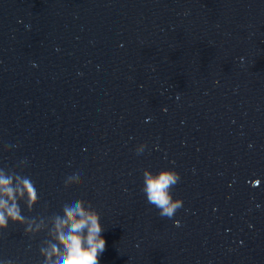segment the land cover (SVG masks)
I'll use <instances>...</instances> for the list:
<instances>
[{"label": "water", "instance_id": "95a60500", "mask_svg": "<svg viewBox=\"0 0 264 264\" xmlns=\"http://www.w3.org/2000/svg\"><path fill=\"white\" fill-rule=\"evenodd\" d=\"M145 169L179 173L173 217ZM0 173L38 194L0 264H45L76 201L100 264H264V0H0Z\"/></svg>", "mask_w": 264, "mask_h": 264}, {"label": "clouds", "instance_id": "9594fccd", "mask_svg": "<svg viewBox=\"0 0 264 264\" xmlns=\"http://www.w3.org/2000/svg\"><path fill=\"white\" fill-rule=\"evenodd\" d=\"M143 150L142 146L137 153ZM69 179L80 183L78 175ZM179 179V173L172 169H163L156 174L148 169L143 171L142 191L148 203L154 205L162 217L171 218L182 207V200L173 199L171 193ZM15 180L17 185L13 187V177L0 173V230L7 229L9 221L26 223L17 203L18 197L22 199L26 195L30 209L38 201L37 191L29 178L17 175ZM62 212L63 215L54 217V238L57 243L40 250L45 256V264H100L99 257L105 251L106 241L102 236L104 228L98 211L90 202L76 201L71 205L65 204ZM32 230V225L28 224L25 231Z\"/></svg>", "mask_w": 264, "mask_h": 264}]
</instances>
